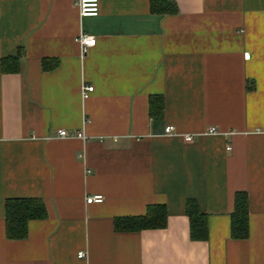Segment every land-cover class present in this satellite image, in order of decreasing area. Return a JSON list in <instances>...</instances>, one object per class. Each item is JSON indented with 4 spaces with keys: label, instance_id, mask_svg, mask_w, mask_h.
I'll list each match as a JSON object with an SVG mask.
<instances>
[{
    "label": "crops",
    "instance_id": "crops-1",
    "mask_svg": "<svg viewBox=\"0 0 264 264\" xmlns=\"http://www.w3.org/2000/svg\"><path fill=\"white\" fill-rule=\"evenodd\" d=\"M173 2L100 0L80 16L77 0H0V63L20 53L18 71L0 64V264H264V0ZM81 32L96 39L85 54ZM10 197L45 204L24 239L5 235ZM187 199L206 240L190 237ZM149 205L164 227L115 229Z\"/></svg>",
    "mask_w": 264,
    "mask_h": 264
},
{
    "label": "trees",
    "instance_id": "trees-1",
    "mask_svg": "<svg viewBox=\"0 0 264 264\" xmlns=\"http://www.w3.org/2000/svg\"><path fill=\"white\" fill-rule=\"evenodd\" d=\"M173 0H151V9L158 12H173ZM20 53L1 59L4 72H16L19 69ZM57 65V59H51L50 65L42 60L44 69ZM161 107V102L159 101ZM5 235L8 239H24L27 236V224L30 220L47 216L44 202L35 197H10L5 200ZM185 211L189 220V233L192 239L206 240L208 237L207 214L199 210L192 199L185 202ZM230 233L232 238L244 239L249 236L248 199L245 191H236L233 211L230 214ZM167 215L163 205H149L143 215L124 216L114 219V227L119 231H137L145 228H162L166 225Z\"/></svg>",
    "mask_w": 264,
    "mask_h": 264
},
{
    "label": "built area",
    "instance_id": "built-area-1",
    "mask_svg": "<svg viewBox=\"0 0 264 264\" xmlns=\"http://www.w3.org/2000/svg\"><path fill=\"white\" fill-rule=\"evenodd\" d=\"M77 8L80 16H96L99 13L100 10V0H77ZM76 41L80 44L81 47V54H85L87 52V49L91 46H94L96 43V39L92 35H88L86 33H79V35L76 37ZM248 55L246 54L245 57ZM92 86H83L82 87V95H85V91H90L92 90ZM164 132L167 134H173L175 133V129L173 125H166L164 128ZM215 127H210L207 130V133H216ZM57 134L58 136H66L67 133L65 129H57ZM77 137L81 139H85L86 136L82 131L77 132L76 134ZM184 140L191 142L193 140L192 135L187 134L184 135ZM230 146H227V149H229ZM103 201V196L100 194L97 195H88L86 197V202L87 203H92V202H101ZM78 257H83L84 253L83 251H79L77 253Z\"/></svg>",
    "mask_w": 264,
    "mask_h": 264
}]
</instances>
